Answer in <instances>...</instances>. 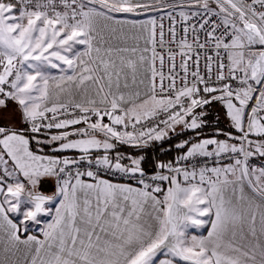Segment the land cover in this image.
<instances>
[{
    "label": "snow or ice",
    "instance_id": "snow-or-ice-1",
    "mask_svg": "<svg viewBox=\"0 0 264 264\" xmlns=\"http://www.w3.org/2000/svg\"><path fill=\"white\" fill-rule=\"evenodd\" d=\"M0 264H264V0H0Z\"/></svg>",
    "mask_w": 264,
    "mask_h": 264
},
{
    "label": "crops",
    "instance_id": "crops-1",
    "mask_svg": "<svg viewBox=\"0 0 264 264\" xmlns=\"http://www.w3.org/2000/svg\"><path fill=\"white\" fill-rule=\"evenodd\" d=\"M42 190H45V191H50V189H47V188H44V189H42Z\"/></svg>",
    "mask_w": 264,
    "mask_h": 264
}]
</instances>
